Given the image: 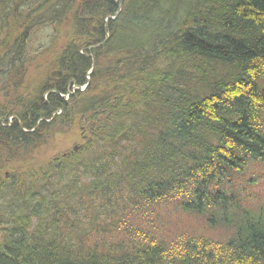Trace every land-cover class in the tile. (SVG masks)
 Returning <instances> with one entry per match:
<instances>
[{
    "label": "trees",
    "instance_id": "16d2710c",
    "mask_svg": "<svg viewBox=\"0 0 264 264\" xmlns=\"http://www.w3.org/2000/svg\"><path fill=\"white\" fill-rule=\"evenodd\" d=\"M55 1L43 22L71 19L81 46L50 56L29 105L1 108L0 264H264V205L226 180L264 169V0H122L118 14L121 0H62L57 11ZM16 50L0 42V78L10 83ZM91 55L93 81L66 101L87 84ZM85 123L76 153L24 176L12 170L56 131ZM192 183L200 188L177 209L204 218L200 232L181 234L175 221L140 234L121 226ZM219 224L226 234L213 244L205 236Z\"/></svg>",
    "mask_w": 264,
    "mask_h": 264
},
{
    "label": "rangeland",
    "instance_id": "374dc122",
    "mask_svg": "<svg viewBox=\"0 0 264 264\" xmlns=\"http://www.w3.org/2000/svg\"><path fill=\"white\" fill-rule=\"evenodd\" d=\"M50 1L51 0L0 1V10L1 13H4L0 15V42L5 39L8 43L15 44L17 50L14 55L16 58H20L14 67L18 82L16 83V77L13 83H10V80L0 78V111L3 106H10L8 102L15 103L16 107L18 105L16 103H21L22 107L29 105L31 103V98L35 96V90L37 91L41 84H45L44 81L46 79L41 81V78L48 77L50 75L49 72L53 70V59L50 58V56H59L64 47L70 45L72 46V43H77L76 35L70 27L71 19L66 21L65 19H61L59 22L50 25H46L43 22L46 21V19L43 20V13H46L47 10V7L45 6ZM133 1L137 2V0H127L126 5H131ZM51 6L55 7V11L59 10L62 6V0H56L53 4H51ZM66 6H64V8ZM54 14V19L58 21L59 19L56 17V13ZM124 15L125 14L122 12V16ZM7 46L8 44H5L4 48ZM90 58L91 61L94 62L93 71H95L96 59L93 55H91ZM63 59L66 60V58ZM99 66L100 63L97 64L98 68ZM91 75L92 74L87 75L89 76L88 86L93 81L90 77ZM88 86L86 85L85 89ZM23 87L27 89L25 97H23L20 92ZM75 89L78 90V87H73L69 93H66L68 95L63 96L62 98L66 101L69 100ZM103 92L109 94V89L107 92L106 90H103ZM11 94L14 99L10 98ZM43 97L45 99L44 95ZM11 114L16 115L15 112H11ZM64 117L66 118L67 116ZM87 127V123H85L84 126L75 124L74 127L70 124L67 130L56 131L53 141H46L41 147L33 151V154L29 153L26 155L25 157H29L26 161H23L22 163H15V161H13L12 170L14 171L17 169V172L14 171L15 174L24 176L25 174H30L31 170L34 168H38L42 165L45 166L47 161H49L52 157H55L53 156L55 154L64 153L62 155H69L72 152L76 153L83 146V142L87 138L84 133L87 131ZM69 151L71 152L68 153ZM2 157L5 158V160H10V158H7L8 155L5 153ZM113 160L111 161L113 162ZM3 169L8 170L7 168ZM202 180L205 183L207 178L204 177ZM226 180L227 182L232 183L229 189H231L232 192H236L239 197L241 193L242 200L246 201V203H261V205H264V169L260 165L257 166L256 164H251L243 170L242 173L235 175V180H228V178H226ZM192 187L194 189L200 188L199 184L192 183L191 186H188L189 191L184 190L180 199H175L171 202L168 201L164 205H158V207L154 208L150 214L138 210L133 212L129 218L123 215V217H121V226L123 229H126V231H130V226L133 225L136 228L134 227L133 231L130 233L133 232L140 234L145 230H150L151 228L156 229V226L168 227L170 225V221H175L178 222V225H180L179 230L182 231L181 234L187 235L188 233L194 234L200 232V225L205 226V219L183 214L177 209V207L182 205L187 193L193 192ZM216 188L218 187L212 185L209 190L211 191ZM124 201L125 198H118L119 205L124 204ZM256 205L258 204H255V206ZM8 206L9 202L6 203V208ZM0 207L2 209L4 208V203L1 200ZM8 216L10 217L9 214ZM224 234L226 233L222 228H219V230L208 228L207 235L205 237L210 239L211 243L215 244L221 237L224 236ZM189 236L190 235H188V237ZM1 238L2 233H0V240Z\"/></svg>",
    "mask_w": 264,
    "mask_h": 264
},
{
    "label": "bare ground",
    "instance_id": "6f19581e",
    "mask_svg": "<svg viewBox=\"0 0 264 264\" xmlns=\"http://www.w3.org/2000/svg\"><path fill=\"white\" fill-rule=\"evenodd\" d=\"M147 20H148L149 26H150V27H154V24H153V21H154V20H153V18L151 17V18H148ZM142 22H143V21H142ZM134 23L136 24V25H135L136 29H138V28L140 29L139 23H138L137 21H134ZM137 26H138V27H137ZM176 223H177V222H176ZM23 227H26V226H23ZM223 227H224L223 224H222V225H221V224L216 225V228H217L218 230H219V228H222V229H223ZM25 230H26V229H25ZM223 230H224V229H223ZM78 258H80L82 261L85 260L83 257H78ZM69 260H70L69 257H66V258H65V262H68ZM83 262H84V261H83ZM57 264H58V263H57ZM191 264H194V263H191Z\"/></svg>",
    "mask_w": 264,
    "mask_h": 264
}]
</instances>
